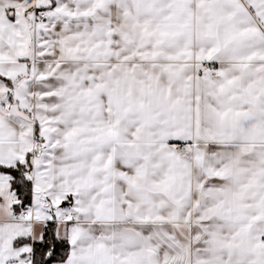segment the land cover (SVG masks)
I'll return each mask as SVG.
<instances>
[{
    "label": "snow or ice",
    "instance_id": "1",
    "mask_svg": "<svg viewBox=\"0 0 264 264\" xmlns=\"http://www.w3.org/2000/svg\"><path fill=\"white\" fill-rule=\"evenodd\" d=\"M0 264H264V0H0Z\"/></svg>",
    "mask_w": 264,
    "mask_h": 264
}]
</instances>
